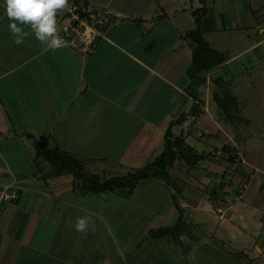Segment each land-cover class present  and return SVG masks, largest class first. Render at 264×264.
<instances>
[{
	"label": "crops",
	"instance_id": "crops-1",
	"mask_svg": "<svg viewBox=\"0 0 264 264\" xmlns=\"http://www.w3.org/2000/svg\"><path fill=\"white\" fill-rule=\"evenodd\" d=\"M248 1L241 8L235 0H206L208 15L201 20L205 39L208 33L230 29L223 15L230 9L237 14L232 20L236 33L254 26ZM70 2L111 16L92 55L69 45L57 15L63 47L51 49L30 25L19 22L28 35L17 44L5 0H0V188L19 194L0 207V264H83L80 258L92 257V246L87 230L77 231L75 225L85 214L109 222L107 206L98 205V198L106 204L136 202L126 210L133 217L129 211L134 209L139 234L124 248L126 255L110 264H264L262 140L255 133L237 132L235 118L223 117L234 123L226 128L205 98L210 81L222 77L228 83L232 58L260 42L227 55L226 62L206 73L200 114L193 115L188 69L194 46L187 35L196 28L193 11L203 6L200 0ZM210 18L214 25L205 26ZM250 41L246 32L240 44ZM181 116L183 122L172 131L198 160L190 166L176 159L168 170L171 183L145 180L130 196L123 191L82 193L74 186V175L55 173L53 161L38 155L35 144L70 153L88 173H128L163 152L170 123ZM234 143L243 148L247 165L235 162ZM253 169L259 172L241 198L242 183ZM218 207L227 209L225 219L219 218ZM180 219L176 235L150 236ZM96 224L90 221L88 228Z\"/></svg>",
	"mask_w": 264,
	"mask_h": 264
},
{
	"label": "rangeland",
	"instance_id": "rangeland-1",
	"mask_svg": "<svg viewBox=\"0 0 264 264\" xmlns=\"http://www.w3.org/2000/svg\"><path fill=\"white\" fill-rule=\"evenodd\" d=\"M247 2L249 1L235 0V3L239 4L241 8H244L243 5ZM252 3L251 10L254 12V26H245L242 31L239 30L236 33L235 29H233L232 20L233 16L237 17V14L235 10L230 9L223 13L224 22L230 26V29L223 30L224 32L221 33H208L206 38L213 47L220 48L226 55L230 56L236 55L243 48L254 45L255 42H260L254 45L248 53L232 58L228 66L231 78L223 89L235 96L238 101L239 107L236 106V108L235 104L232 103L234 107L232 108L231 105L230 108V112L235 117L236 131L259 135L262 140L261 146L263 145L262 148L264 149V34L260 32V27H264V0H252ZM215 15V19L220 16L217 12ZM220 19L221 17L219 21ZM213 25L214 22L211 18L205 20V26ZM257 25L259 27H256ZM246 32L251 35V41L244 47L240 43L244 41ZM206 73H203L205 77ZM210 86L211 89L208 90L205 98H208L216 106L217 112L226 128L232 127L231 125L234 123L228 122L223 118L225 115L219 109L214 98V80L210 81ZM247 119L250 121H246ZM259 165L264 169V161L260 162ZM136 170L138 169L129 172ZM104 172L106 173H100L103 178L111 175L126 174V171L122 170H106ZM77 190L79 189L77 188ZM111 203L106 204L101 198L97 200L98 205L107 206L108 223L104 221V217H94L95 219L92 216L87 217L89 221H96L97 224L94 229L91 227L86 231V233H89L86 238L90 239V245L92 246L90 255L92 257L80 258V262L83 264H110L112 260H118L121 256L126 255L127 252L124 250L126 245L132 243L139 234L137 233L138 225L133 220V217L136 216L134 209L129 211V214L133 213V217H130L126 210L127 207L129 209L132 208V205L136 202L124 204L121 200H114ZM85 216L86 214L83 217ZM81 253H85L83 247Z\"/></svg>",
	"mask_w": 264,
	"mask_h": 264
},
{
	"label": "trees",
	"instance_id": "trees-1",
	"mask_svg": "<svg viewBox=\"0 0 264 264\" xmlns=\"http://www.w3.org/2000/svg\"><path fill=\"white\" fill-rule=\"evenodd\" d=\"M200 2L203 6L193 11L196 28L191 30L187 35L194 46L192 65L188 69V74L192 79L190 91L195 99L192 109L193 115L200 114L201 103H203L201 99V95L204 94L202 86L207 84V78L203 73L209 72L228 60V56L225 53L214 49L205 39L201 28V20L208 15V8L206 0H200ZM225 84L226 81L222 77L214 79V98L224 113L225 119L233 120L235 117L230 112L231 105L232 108L234 107L233 104H235V107H239V105L237 98L223 89ZM184 118L185 116H181L177 121L170 123L165 134L164 150L152 162L136 171L128 172L124 175H114L109 178H101L96 173L86 172L83 162L68 152L48 151L40 142L36 141L35 144L38 155L47 157L53 161L55 173L66 172L74 175V186L82 193L123 191L126 195L130 196L137 185L145 180L163 178L167 183H171L172 180L168 170L176 159L181 158L190 166L196 163L198 156L195 150L185 143V139L182 136H176L172 131L173 126L183 122ZM191 155H194L192 161L189 159ZM180 224L181 219L173 227L152 230L150 236L158 238L166 235H176Z\"/></svg>",
	"mask_w": 264,
	"mask_h": 264
},
{
	"label": "built area",
	"instance_id": "built-area-1",
	"mask_svg": "<svg viewBox=\"0 0 264 264\" xmlns=\"http://www.w3.org/2000/svg\"><path fill=\"white\" fill-rule=\"evenodd\" d=\"M56 15L59 17L65 39L69 45L83 55L94 54L100 41L104 38L105 27L111 22L108 12L85 8L76 2H70L62 9H58ZM236 149L234 159L237 164L247 165L243 148L234 143ZM259 169H253L242 183V198L245 191L249 189L251 183L256 178ZM264 196V184L262 188ZM19 194L15 189L9 187L0 188V207L7 202L15 201ZM217 212L220 219L227 217V209L218 207Z\"/></svg>",
	"mask_w": 264,
	"mask_h": 264
},
{
	"label": "clouds",
	"instance_id": "clouds-1",
	"mask_svg": "<svg viewBox=\"0 0 264 264\" xmlns=\"http://www.w3.org/2000/svg\"><path fill=\"white\" fill-rule=\"evenodd\" d=\"M68 0H5L4 7L10 21V29L17 44L21 43L28 33L21 25H30L36 38L42 42L47 41L48 47L55 50L64 46L57 34L56 12L67 6ZM89 218H78L76 230L85 232L89 226Z\"/></svg>",
	"mask_w": 264,
	"mask_h": 264
}]
</instances>
